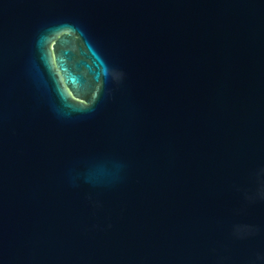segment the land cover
<instances>
[{
	"label": "water",
	"instance_id": "obj_1",
	"mask_svg": "<svg viewBox=\"0 0 264 264\" xmlns=\"http://www.w3.org/2000/svg\"><path fill=\"white\" fill-rule=\"evenodd\" d=\"M0 264H264V0H0Z\"/></svg>",
	"mask_w": 264,
	"mask_h": 264
}]
</instances>
